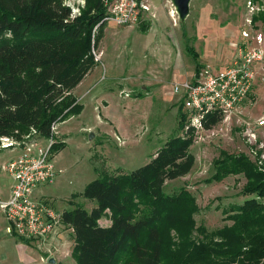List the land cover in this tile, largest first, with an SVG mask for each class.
Instances as JSON below:
<instances>
[{"label":"rangeland","instance_id":"374dc122","mask_svg":"<svg viewBox=\"0 0 264 264\" xmlns=\"http://www.w3.org/2000/svg\"><path fill=\"white\" fill-rule=\"evenodd\" d=\"M149 1L151 15L136 25L105 24L95 50L100 60L82 86L90 87L89 94L77 100L82 110L56 125L54 138L65 147L51 154L54 180L39 188L46 193V204L58 213L75 207L90 211L96 203L80 196L88 183L105 173L134 171L149 162L167 139L182 135L187 119L181 123L180 114H185L180 95L172 92L174 85L191 80L206 65L212 69L227 65L235 46L243 42V30L250 35L264 32V0H191L189 15L183 21L170 0ZM64 2L75 15L85 9V0ZM186 46L195 51L196 60ZM258 70L253 93L244 101L241 113L210 134L197 133L190 147L195 158L192 170L167 182L164 188L170 195L181 188L188 190L199 207L195 221L208 230L231 224L223 211L245 200L240 194L245 184L242 175L229 176L219 183L207 182L220 152L246 155L257 167L264 160V126L255 128V145H249L242 136L246 125L264 118V62ZM33 141L44 145L33 140L31 134L0 139L1 199L9 197L12 184L5 165ZM99 224H110L108 213ZM6 225L0 214V264H49V258L54 264H75L71 256L72 229L62 228L54 239L26 243L7 234Z\"/></svg>","mask_w":264,"mask_h":264},{"label":"trees","instance_id":"16d2710c","mask_svg":"<svg viewBox=\"0 0 264 264\" xmlns=\"http://www.w3.org/2000/svg\"><path fill=\"white\" fill-rule=\"evenodd\" d=\"M104 16L102 0H85L78 16L64 0H0V139L26 134L48 139L53 124L82 110L72 91L98 65L93 51L103 37ZM186 50L197 59L191 47ZM180 118L185 124L182 113ZM219 121L218 115L208 116L202 128L209 130ZM194 139V129L185 128L143 166L128 174L105 173L84 187L80 196L95 206L61 213L62 223L73 231L75 264L264 261V160L257 167L246 155L224 151L214 160L207 182L245 179L240 192L245 200L223 211L231 224L218 229L197 225L199 207L188 190L165 192L167 182L192 170ZM64 147L55 140L51 152L56 155ZM107 213L110 224L103 227L99 221Z\"/></svg>","mask_w":264,"mask_h":264},{"label":"built area","instance_id":"2783aa9c","mask_svg":"<svg viewBox=\"0 0 264 264\" xmlns=\"http://www.w3.org/2000/svg\"><path fill=\"white\" fill-rule=\"evenodd\" d=\"M103 6V21L121 26L136 25L151 15L149 0H103ZM71 12L73 16H78L72 9ZM241 36L243 42L235 46L234 56L227 65L219 69L206 65L191 80L173 87V92L180 95L182 100L187 119L185 128H193L195 135L201 132L210 134L216 126L229 125L234 116L241 113L244 101L253 93L258 67L264 62V32L250 35L243 30ZM93 55L98 63L100 55L95 51ZM211 115L220 116V121L211 129L204 130L202 120ZM56 125L51 127L50 138L33 139L43 141V146L34 141L28 142L26 148L4 167L12 184L9 197L0 198V214L7 222L6 233L18 239L43 242L58 237L61 229L66 227L62 223L61 213L48 206L44 199L33 197L36 189L50 184L55 178L50 159ZM263 126L264 118H261L243 129L242 136L249 145L257 142L255 128ZM261 158L264 159V151Z\"/></svg>","mask_w":264,"mask_h":264},{"label":"water","instance_id":"95a60500","mask_svg":"<svg viewBox=\"0 0 264 264\" xmlns=\"http://www.w3.org/2000/svg\"><path fill=\"white\" fill-rule=\"evenodd\" d=\"M178 18L180 21H183L186 19V17L189 15V5L191 0H170ZM89 138H92V133H90ZM49 264H54V261L52 258L48 259Z\"/></svg>","mask_w":264,"mask_h":264},{"label":"crops","instance_id":"0c3cea01","mask_svg":"<svg viewBox=\"0 0 264 264\" xmlns=\"http://www.w3.org/2000/svg\"><path fill=\"white\" fill-rule=\"evenodd\" d=\"M222 67H224V66H222ZM221 67V68H222ZM88 76H90V74L89 75H87L82 81H81V83L72 91V94L77 98V100L78 99H80L81 97L82 98H84V97H86V96H88V94H89V90H90V87H88L87 89L85 88V87H82L83 86V84H84V80L88 77ZM79 87H82L81 88V90L79 91ZM78 91V92H77ZM173 92V91H172ZM176 100H178V98L176 97L175 98ZM182 107V106H181ZM182 112L184 113V111H183V108H182ZM10 188H11V186H10ZM35 193H37L36 194V198L37 197H41L40 199H43V198H45V196H46V193L44 192V189H40V188H38V189H36L35 190Z\"/></svg>","mask_w":264,"mask_h":264}]
</instances>
